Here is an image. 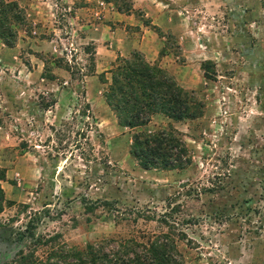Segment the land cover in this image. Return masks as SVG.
<instances>
[{
  "label": "rangeland",
  "instance_id": "rangeland-1",
  "mask_svg": "<svg viewBox=\"0 0 264 264\" xmlns=\"http://www.w3.org/2000/svg\"><path fill=\"white\" fill-rule=\"evenodd\" d=\"M15 1L23 15L13 46L0 41V264L28 255L44 264L61 245L116 235L147 244L168 231L185 264H264V0H227L238 13L220 14L192 0L184 15L205 36L180 21L188 43L163 34L150 53V65L190 85L203 105L201 117L172 124L191 157L180 172L139 169L130 132L101 97L99 76L109 82L115 59L99 72L90 39L115 22L113 5ZM211 48L216 55H206ZM164 125L154 117L148 129Z\"/></svg>",
  "mask_w": 264,
  "mask_h": 264
},
{
  "label": "trees",
  "instance_id": "trees-1",
  "mask_svg": "<svg viewBox=\"0 0 264 264\" xmlns=\"http://www.w3.org/2000/svg\"><path fill=\"white\" fill-rule=\"evenodd\" d=\"M113 5L118 14H129L132 0H102ZM21 11L15 0H0V41L7 47L13 46L16 31L14 26L21 22ZM138 16V13H137ZM147 24L146 20L142 21ZM155 33L159 31L150 27ZM109 70V82L102 91V99L120 128L146 127L154 117L161 118L164 127L153 131L139 130L130 133L128 154L134 164L143 171H183L191 164L190 152L181 135L172 124L192 121L202 115V102L187 91L165 70L150 65L143 55L133 50L129 58L116 56ZM209 63L200 64L202 71ZM203 78L207 74L203 72ZM4 172L0 169V182ZM3 194L0 190V209ZM115 225L120 220L110 219ZM165 223V221H162ZM172 228V227H169ZM177 241L183 235L176 234ZM169 233L154 237L147 244L130 236L102 237L83 247L61 245L50 252L44 264H185L176 242ZM55 237L51 238L53 241ZM22 258L19 264H31V255Z\"/></svg>",
  "mask_w": 264,
  "mask_h": 264
},
{
  "label": "crops",
  "instance_id": "crops-1",
  "mask_svg": "<svg viewBox=\"0 0 264 264\" xmlns=\"http://www.w3.org/2000/svg\"><path fill=\"white\" fill-rule=\"evenodd\" d=\"M203 1L206 3L202 5L205 8L204 11L206 13L217 12L218 14H220L229 11L238 13L237 7L232 8V5H227V0H218L220 4H223L222 6L218 4L217 0ZM17 3L20 4L19 2ZM195 5L196 4H193L192 0H132V10L138 13L137 17L133 14V12L126 15L114 12L115 22L110 25L106 24L107 27L104 25L103 28H100V30L98 29L99 32L95 34V38L90 39L92 41V44L94 45V50L96 51L95 55L97 65L102 67L99 72H105L108 69L110 63L115 59V56L125 55V51H129V48L130 50L134 49L139 51L147 62L152 63L155 58L152 59L150 53L152 52V50H156V53L158 54L160 47L164 43L163 40H165L163 34L169 33L170 35L174 36L176 41L180 39V42L182 44L185 42L188 43L187 37H184V34L180 35L181 30L178 29V27L181 25L180 21L186 23L185 29H187L189 33H195V35L199 37H204L205 35L202 36L200 34L198 35L197 32H191L190 25L194 27L196 26L197 22H195V20H190V18L187 16L185 17L186 13L189 14V10H194L193 6ZM194 18L197 19V16L195 17L194 15ZM143 20H146L147 24H143ZM188 23H190V25H188ZM111 26H113L114 28H111ZM126 26H139V30L135 32H129ZM150 27H155L159 31V33H155L153 30H151ZM212 27L214 29L213 31L215 32H212L210 34L215 38V36L221 32L223 23L219 25L216 19ZM230 27L233 28L232 22L230 23ZM216 41L217 39H213L212 43H215ZM147 46H149L150 48H147ZM210 50L211 53H206V55H212L216 53H214L216 49L211 48ZM171 75L179 84L177 77H175L173 74ZM184 86L185 85H180V87L184 89H188L190 87V85L188 84L185 87ZM149 127L150 126L148 124L144 128L129 130L117 126L119 131L122 132L124 130L125 132L130 133H135L139 130L150 131L148 129Z\"/></svg>",
  "mask_w": 264,
  "mask_h": 264
}]
</instances>
